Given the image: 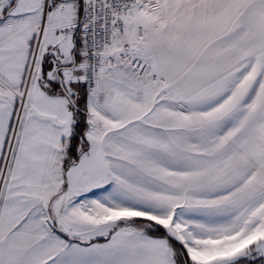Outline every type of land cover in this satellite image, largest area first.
I'll list each match as a JSON object with an SVG mask.
<instances>
[{"label": "snow or ice", "instance_id": "1", "mask_svg": "<svg viewBox=\"0 0 264 264\" xmlns=\"http://www.w3.org/2000/svg\"><path fill=\"white\" fill-rule=\"evenodd\" d=\"M0 264H264V0H0Z\"/></svg>", "mask_w": 264, "mask_h": 264}]
</instances>
